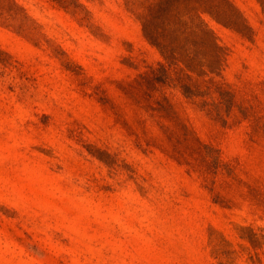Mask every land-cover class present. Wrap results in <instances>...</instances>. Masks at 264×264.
<instances>
[{
  "label": "rangeland",
  "instance_id": "374dc122",
  "mask_svg": "<svg viewBox=\"0 0 264 264\" xmlns=\"http://www.w3.org/2000/svg\"><path fill=\"white\" fill-rule=\"evenodd\" d=\"M166 1L0 0V264H264V0Z\"/></svg>",
  "mask_w": 264,
  "mask_h": 264
},
{
  "label": "trees",
  "instance_id": "16d2710c",
  "mask_svg": "<svg viewBox=\"0 0 264 264\" xmlns=\"http://www.w3.org/2000/svg\"><path fill=\"white\" fill-rule=\"evenodd\" d=\"M170 3L171 0H167L165 2V4L168 6H170ZM161 11L162 4L153 6L150 15L143 19L142 31L146 40L151 45L155 46L161 52V54L171 62L177 60L175 53L178 50L185 48L187 45L195 46L200 44L204 47H207L215 54L213 60H211L207 65L209 71L215 72L218 70L221 64V58L224 49L219 45L214 31L208 26V24L203 19H201L199 15H197V24L200 28V32L198 34L194 36L183 34H171L169 36H163L157 31ZM186 93L188 94V92Z\"/></svg>",
  "mask_w": 264,
  "mask_h": 264
}]
</instances>
